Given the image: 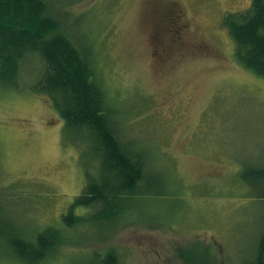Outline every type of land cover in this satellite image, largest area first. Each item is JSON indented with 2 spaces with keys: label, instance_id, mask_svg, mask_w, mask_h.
<instances>
[{
  "label": "rangeland",
  "instance_id": "rangeland-1",
  "mask_svg": "<svg viewBox=\"0 0 264 264\" xmlns=\"http://www.w3.org/2000/svg\"><path fill=\"white\" fill-rule=\"evenodd\" d=\"M46 1L68 39L90 51L118 139L157 181L111 226L67 228L70 243L42 264H98L110 249L118 264H184L183 248L212 264H253L264 201L241 171L264 167V80L235 61L222 25L250 0ZM43 72L31 53L14 85L0 82V223L28 239L61 226L85 170H96L83 134L66 138L33 92ZM3 244L0 264H19Z\"/></svg>",
  "mask_w": 264,
  "mask_h": 264
},
{
  "label": "trees",
  "instance_id": "trees-1",
  "mask_svg": "<svg viewBox=\"0 0 264 264\" xmlns=\"http://www.w3.org/2000/svg\"><path fill=\"white\" fill-rule=\"evenodd\" d=\"M222 25L234 44L235 61L264 80V0H250L247 9L225 14ZM31 53H37L44 63L33 92L48 99L63 122L66 138L83 134L96 170L94 174L85 170L83 190L60 216L59 228L48 226L28 239L10 233V227L5 229L0 223V241L19 264L51 259L59 247L70 243L67 228L111 226L121 217L128 199L151 193L157 181L146 173L144 155L118 139L113 106L95 80L90 51L80 50L68 39L47 1L0 0V82L14 85L19 61ZM241 177L257 190L256 198L264 201V167L246 166ZM77 208L88 211L75 213ZM176 251L184 264L213 263L207 255L193 256L185 248ZM114 252L108 250L98 264H118ZM252 263L264 264V230Z\"/></svg>",
  "mask_w": 264,
  "mask_h": 264
}]
</instances>
